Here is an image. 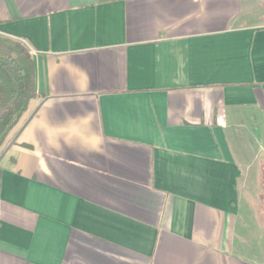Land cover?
I'll list each match as a JSON object with an SVG mask.
<instances>
[{"label":"crops","instance_id":"obj_1","mask_svg":"<svg viewBox=\"0 0 264 264\" xmlns=\"http://www.w3.org/2000/svg\"><path fill=\"white\" fill-rule=\"evenodd\" d=\"M0 0L36 97L0 148V264H264V3Z\"/></svg>","mask_w":264,"mask_h":264},{"label":"trees","instance_id":"obj_2","mask_svg":"<svg viewBox=\"0 0 264 264\" xmlns=\"http://www.w3.org/2000/svg\"><path fill=\"white\" fill-rule=\"evenodd\" d=\"M36 95V66L31 48L0 35V147Z\"/></svg>","mask_w":264,"mask_h":264},{"label":"rangeland","instance_id":"obj_3","mask_svg":"<svg viewBox=\"0 0 264 264\" xmlns=\"http://www.w3.org/2000/svg\"><path fill=\"white\" fill-rule=\"evenodd\" d=\"M252 2H254V5H253V10H254V12H253V14H252V16H255L256 14V12L255 11H259L260 9H261V0H251ZM263 3H264V0H263ZM20 41V40H19ZM24 46H26L27 48H30L26 43H24V42H22V41H20ZM0 148H2V147H0ZM263 193V196H264V191L262 192Z\"/></svg>","mask_w":264,"mask_h":264}]
</instances>
